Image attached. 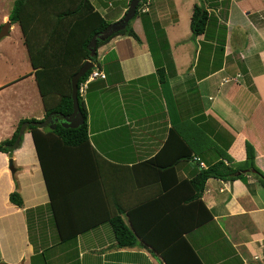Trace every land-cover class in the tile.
Returning a JSON list of instances; mask_svg holds the SVG:
<instances>
[{
	"label": "crops",
	"instance_id": "obj_1",
	"mask_svg": "<svg viewBox=\"0 0 264 264\" xmlns=\"http://www.w3.org/2000/svg\"><path fill=\"white\" fill-rule=\"evenodd\" d=\"M153 1L132 24L140 41L116 35L98 48L106 77L93 80L83 97L95 170L81 152L53 150L51 199L30 131L11 154L0 152V261L165 264L141 238L118 244L110 219L120 213L130 225L134 211L148 236H183L204 264H264V184L255 170L233 180L211 177L201 201L186 200L194 191L188 181L220 159L218 148L243 162L251 143L264 173V0ZM130 2L90 0V12L115 22ZM196 4L209 19L194 36ZM143 16L150 33L153 23L164 28L167 49L158 43L152 53ZM88 18L86 7L64 17L34 55L40 66L49 61L40 76L46 92L37 78L43 67L35 68L29 53V69L25 63L0 80V141L22 120L45 119V96L54 107L67 92L92 30L80 24ZM7 58L0 47V60ZM192 147L198 152L182 157ZM156 157V164L145 163ZM16 190L23 206L11 201Z\"/></svg>",
	"mask_w": 264,
	"mask_h": 264
},
{
	"label": "trees",
	"instance_id": "obj_2",
	"mask_svg": "<svg viewBox=\"0 0 264 264\" xmlns=\"http://www.w3.org/2000/svg\"><path fill=\"white\" fill-rule=\"evenodd\" d=\"M142 3L143 2L139 3L136 16L129 22L125 29L114 33L105 40L98 39V48L107 43L116 35H130L140 41V37L135 31L132 24L139 15L146 13L140 11ZM85 7L87 8L89 18H91L90 26L92 27V30L89 32L88 36L85 38L82 44L83 51L80 54V56L82 55L81 60L76 62L77 64L75 68L70 72L68 76L67 92L62 93L60 94V96H58V103L54 107H49V96H45L44 102L45 108L47 110L46 117L52 112H56L57 114H69L73 111L74 101L72 97V76L88 59H91L94 63L99 64L98 53L95 56H91L88 45L92 37L95 34H99L105 27H107L108 24H110V22L107 19L102 18L99 13L90 12L92 11L90 0H16L11 13L9 14V20L11 21L12 25L16 22H19L21 25L25 38V45L27 46L33 66L35 68L43 67V70L37 72V78L40 89L44 93L46 92V86L44 85V82L42 81V78L40 76L43 71L48 69L49 61H47L44 66H40L37 64L34 55L38 50L43 48V46H45V44L50 40V37L54 35L57 26L60 24L64 17L77 14L81 12ZM208 19L209 14L206 8H204L202 5L196 4L194 6L191 18V29L194 36L202 34L205 31ZM86 21L80 24H84L85 27ZM143 22L147 31V37L152 53H154L153 46L158 43H161V49H167L168 42L164 28L159 24L153 23L154 27L153 25L151 27L153 28V32L150 33V30L147 27L146 17L144 16ZM80 24L77 25V29L83 30ZM42 25L43 27H40ZM63 35L64 31L62 32L61 36ZM75 54H78V52H75ZM44 56L47 57V55L45 54ZM92 70H89L80 79V82L84 81L92 72ZM158 72L159 74H163L165 72L164 67L159 66ZM49 92L50 91H48L47 93ZM78 97L81 110L85 116V122L81 126L77 128H66L58 123L55 129L40 128L33 125H30L27 128V130L32 133L42 165L44 177L49 189V193L51 195V199L52 196L54 197V188L52 186V177H50L52 164H48V162H50V156L53 150H62V152H64L65 154L67 152H70L72 155H76L81 152V155L84 156L85 159L87 158V164L93 167L95 170V160L89 140L87 108L83 101L84 96H82L78 92ZM24 121L27 120H22L18 124L11 138L0 141V152L11 154L17 147H19L20 143L17 144L16 140L19 135L20 127ZM29 121H35V119H30ZM172 133L173 137H171V140L172 138H174V134L176 133L174 128L172 130ZM86 149L87 151L85 153L82 152ZM218 149L220 159L215 163L210 164L207 168H204L196 173L194 177L188 181V184H190L189 186H192L194 191L190 193V196H188L186 200H200L202 192L205 188V184L211 177L233 180L241 177L244 172L253 169L256 171V174L264 184V173L255 165L256 153L251 143H247V159L243 162H236L235 159L227 152V150H223L221 148ZM193 151L194 153L198 152L192 147L191 149L189 148L188 154L182 157L191 158L193 155ZM182 157L178 158V161H180ZM54 158L55 156L53 157V159ZM157 160L158 157L151 159L145 163L150 164L154 162L153 164H156ZM172 165L169 167L173 168L174 166ZM11 201L19 206H23L24 203L21 194L17 190L11 194ZM128 214L131 221L130 225L127 224L120 213L110 219L118 244L121 247L134 246L137 244L138 238H141L146 244L154 248L156 252L159 253L165 264H204L193 247L183 236H169L167 238L166 236L163 237V234L157 233L156 235L158 237V240H156L154 234L148 236V232H144L142 227H140V224L138 225V222H136V219L134 218V211L128 212ZM141 219H144V217H141Z\"/></svg>",
	"mask_w": 264,
	"mask_h": 264
},
{
	"label": "water",
	"instance_id": "obj_3",
	"mask_svg": "<svg viewBox=\"0 0 264 264\" xmlns=\"http://www.w3.org/2000/svg\"><path fill=\"white\" fill-rule=\"evenodd\" d=\"M143 0H131L129 8L127 9L125 15L110 24L107 25L99 34H95L91 41L89 42L88 49L91 52V56H95L98 53V39L105 40L109 38L114 33L123 30L127 27L129 22L136 16L137 8L139 3ZM12 23L10 20H7L0 28V41L10 34ZM95 66L94 62L91 59L86 60L79 70L72 76V97H73V111L69 114L58 113L61 118L56 116V112L50 113L43 120L35 121H24L20 127L19 135L17 137L16 143H20L24 133L30 125L37 126L40 128L50 127L55 129L57 124L60 123L63 127L66 128H77L85 122V116L81 110L79 97H78V88L80 79L93 67ZM0 264H9L3 261H0ZM22 264V263H21Z\"/></svg>",
	"mask_w": 264,
	"mask_h": 264
},
{
	"label": "rangeland",
	"instance_id": "obj_4",
	"mask_svg": "<svg viewBox=\"0 0 264 264\" xmlns=\"http://www.w3.org/2000/svg\"><path fill=\"white\" fill-rule=\"evenodd\" d=\"M15 2L16 0H0V28L7 20H9L7 19V17L5 18V20L3 19L5 15L8 16L11 13L15 5ZM152 2L154 1L152 0ZM107 19L112 20L110 16H108ZM90 25H91V18H89L86 21L85 27H89ZM40 27H43V25ZM11 33L12 34L10 36L4 37L0 41V47L5 48V56H8L6 63L0 60V80L9 77V75L10 74L12 75L14 72L18 73L24 71V68L29 65V63H27L29 62L28 49L25 47L23 43L24 37L22 35V28L19 22L15 23V26L13 27ZM25 63H27L28 65L25 66ZM94 64L95 66L92 68L93 70L95 68L101 69L98 64L96 63ZM11 66L14 69L9 70L10 72L8 73H5L6 71L4 72V70L10 68ZM29 68L30 65L27 67V69Z\"/></svg>",
	"mask_w": 264,
	"mask_h": 264
},
{
	"label": "built area",
	"instance_id": "obj_5",
	"mask_svg": "<svg viewBox=\"0 0 264 264\" xmlns=\"http://www.w3.org/2000/svg\"><path fill=\"white\" fill-rule=\"evenodd\" d=\"M143 2L141 7H140V11L141 12H149L150 11V5L152 3V0H143L141 1ZM106 74L103 70L99 69V68H95L89 75L88 77L79 83V88H78V92L82 95L85 96L87 93V89L89 87V84L97 79V78H105ZM199 159V158H197ZM202 166H204V163H201Z\"/></svg>",
	"mask_w": 264,
	"mask_h": 264
}]
</instances>
